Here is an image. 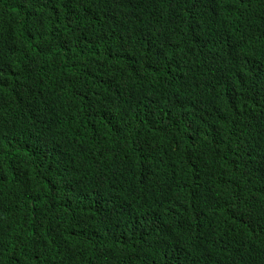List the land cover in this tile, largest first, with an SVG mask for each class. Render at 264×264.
<instances>
[{
	"label": "trees",
	"instance_id": "1",
	"mask_svg": "<svg viewBox=\"0 0 264 264\" xmlns=\"http://www.w3.org/2000/svg\"><path fill=\"white\" fill-rule=\"evenodd\" d=\"M0 264H264V0H0Z\"/></svg>",
	"mask_w": 264,
	"mask_h": 264
},
{
	"label": "clouds",
	"instance_id": "2",
	"mask_svg": "<svg viewBox=\"0 0 264 264\" xmlns=\"http://www.w3.org/2000/svg\"><path fill=\"white\" fill-rule=\"evenodd\" d=\"M238 123H240V122H239V121H237V122H236V124H238ZM236 124H235V125H236Z\"/></svg>",
	"mask_w": 264,
	"mask_h": 264
}]
</instances>
